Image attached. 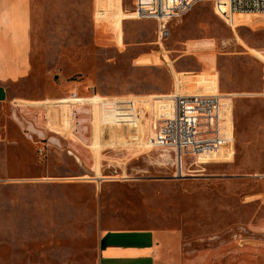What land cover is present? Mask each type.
I'll use <instances>...</instances> for the list:
<instances>
[{
	"label": "rangeland",
	"instance_id": "374dc122",
	"mask_svg": "<svg viewBox=\"0 0 264 264\" xmlns=\"http://www.w3.org/2000/svg\"><path fill=\"white\" fill-rule=\"evenodd\" d=\"M73 1L82 13L36 44V68L16 96L56 110L54 98L71 93H222L233 153L180 164L173 150L153 147L148 103L136 126L98 113L94 139L86 114L73 120L66 107L65 121L47 124L31 108L33 129L0 163V264H94L101 235L123 228L178 229L192 249L224 246L240 257L264 250V231L253 228L264 221V13L228 16L204 1L168 22L163 38L156 21L132 20L133 0H96L95 18L93 0ZM73 128L78 147L55 133Z\"/></svg>",
	"mask_w": 264,
	"mask_h": 264
},
{
	"label": "crops",
	"instance_id": "0c3cea01",
	"mask_svg": "<svg viewBox=\"0 0 264 264\" xmlns=\"http://www.w3.org/2000/svg\"><path fill=\"white\" fill-rule=\"evenodd\" d=\"M93 1L95 18L96 0ZM80 10L79 4L73 0H0V163L9 161V156L12 155L10 149L12 146H19L20 136L26 140L27 133L23 129H33L29 123L31 108L39 114L45 113L43 121L47 124L51 120L59 122L66 118L68 108L61 106L53 110L47 105H27V102L33 100L16 96L14 90L15 84L28 80L33 75L37 64L34 56L36 44L46 41V37L51 34L55 35V29L62 28L65 19L78 16ZM171 91V87H163L144 93L170 94ZM205 92L181 91V94ZM71 94L54 99L60 101ZM88 96L90 95L82 97ZM47 100L52 99L42 101ZM18 112L23 114L22 120ZM14 129L16 132H13ZM67 132L66 136L55 133L73 147L82 144L76 137L77 132H73V135L72 131ZM68 153L77 162L81 161L80 156L73 151ZM7 170L5 172H9ZM253 226L256 231H264V221ZM131 232L135 233L129 234ZM260 241L263 245L264 241ZM191 245L192 241L186 240L178 229H108L101 235L94 264H264L262 247L249 249L251 255L240 257L235 251L227 252L224 246L192 249Z\"/></svg>",
	"mask_w": 264,
	"mask_h": 264
},
{
	"label": "built area",
	"instance_id": "2783aa9c",
	"mask_svg": "<svg viewBox=\"0 0 264 264\" xmlns=\"http://www.w3.org/2000/svg\"><path fill=\"white\" fill-rule=\"evenodd\" d=\"M204 1L227 8V15L264 12V0H133L131 17L135 20H154L159 26V37L166 36V25L173 19L189 12ZM158 37V38H159ZM159 94L142 96H101L96 93L88 97L71 94L59 104L72 109V119L86 114L93 132L96 115H107L113 126H136L143 115H147L146 104H150L153 147L169 148L182 164L184 158L196 156L222 161L233 153L234 125L226 95L222 93ZM158 102L169 103L170 109H157ZM126 120V122H125ZM131 120V121H127ZM77 124V122H76ZM107 123L102 124L105 125ZM108 126V125H107ZM72 132H76L73 129ZM232 156V154H231ZM182 167V165H181Z\"/></svg>",
	"mask_w": 264,
	"mask_h": 264
},
{
	"label": "bare ground",
	"instance_id": "6f19581e",
	"mask_svg": "<svg viewBox=\"0 0 264 264\" xmlns=\"http://www.w3.org/2000/svg\"><path fill=\"white\" fill-rule=\"evenodd\" d=\"M240 12H236V14H238ZM258 13V12H256ZM260 13H264V12H260ZM232 15H235V14H232ZM171 108V105L169 103H161V102H158L157 104V109L159 110H162V109H170Z\"/></svg>",
	"mask_w": 264,
	"mask_h": 264
}]
</instances>
